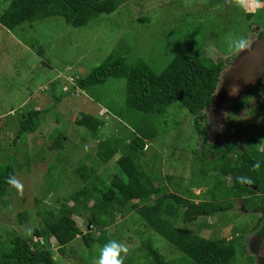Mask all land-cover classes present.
<instances>
[{"label": "rangeland", "instance_id": "obj_1", "mask_svg": "<svg viewBox=\"0 0 264 264\" xmlns=\"http://www.w3.org/2000/svg\"><path fill=\"white\" fill-rule=\"evenodd\" d=\"M8 2L0 0V12ZM250 11L255 13L251 19L247 17ZM241 40L243 47L239 46ZM117 46L130 47V59L137 54L156 72H161L180 51L224 61L218 88L230 86L232 92L224 95L228 100L224 116L218 115L219 108L217 111V107L211 106L206 110L208 125L203 126L211 139L224 144L225 130L235 126L229 122L231 108L264 77V1L126 0L116 11L102 14L82 27L67 24L61 16L22 23L13 30L0 24V163L15 165L14 179L21 185L18 189L12 184L0 200V243L9 244L16 232L30 236L33 228L41 225L45 215L42 211L58 212L75 189L96 182L100 186L101 180L108 186L113 174L119 171L118 156L105 164L97 152L101 139L117 135L129 141L134 135L127 118L141 114L127 110L125 79L110 78L86 90L71 89L75 77L87 75ZM59 95L62 99L57 103ZM217 96L224 106L223 95ZM33 109H44L39 128L34 133L20 134L14 141L20 117ZM79 112L97 115L105 120V125L93 134L75 123ZM252 113L247 109L243 116L240 113L232 118L248 121ZM194 118L177 103L165 115L158 116L160 134L150 142L142 167L157 178L164 190L198 202L209 198L207 189L221 174L211 173L207 180H202L198 173L202 166L192 158V149L195 138L198 142L202 139L196 133ZM59 134L64 135V144L62 148H53ZM245 135L243 132L242 136ZM83 165L94 169L98 176H84ZM96 193L102 198L99 191ZM21 212L27 213V220H21ZM87 213L75 215L82 229L90 221ZM136 217L130 209L119 213L115 227L110 229L120 235V244L132 251L136 263H140L145 260L143 251L137 247L136 254L133 253L140 242L135 234L143 228ZM203 219L207 225H195L199 222L196 220L189 227L214 238L229 237L238 221L233 214L230 220L222 216ZM145 230L150 234V230ZM130 234L134 235L131 241ZM152 237L167 258L180 257L185 261L181 252L158 232ZM52 245L57 251L58 244ZM247 246L249 241L241 239L235 264H244L242 252H249ZM65 248L66 255L55 257L66 264H96L102 250L100 244L88 248L78 235Z\"/></svg>", "mask_w": 264, "mask_h": 264}, {"label": "trees", "instance_id": "obj_2", "mask_svg": "<svg viewBox=\"0 0 264 264\" xmlns=\"http://www.w3.org/2000/svg\"><path fill=\"white\" fill-rule=\"evenodd\" d=\"M125 2L126 0H9L0 12V24L13 30L22 23L61 16L67 24L82 27L102 14L116 11ZM254 15L252 11L247 13L249 19ZM130 53V47L123 49L122 46H117L87 75L75 77L74 87H71L86 90L105 83L110 78L125 79L127 110L141 114L135 118H127L135 130L134 135L129 141L117 135L101 139L97 152V157L105 164L118 156L116 162L119 164V171L113 174L108 186L105 180H101L100 186L96 182L75 189L62 202L58 212L42 211L45 215L41 225L34 227L30 236L16 232L9 244L0 243V264H66L58 261L55 256L66 255L65 245L77 235L88 248L100 244L103 249L109 241L120 243V235L114 233L110 226L116 224L119 213L123 214L129 209L136 214V221L140 220L144 228L135 234V239L140 242L133 253L136 254L138 247L143 251L145 260L136 263L137 259L128 250L126 256L121 253L124 264L236 263L238 246L248 234L247 227L235 223L229 237L226 235L219 238L205 236L189 227L196 220L199 222L195 225H207L208 222L202 220L204 217L222 216L230 220V211L235 205L233 201L229 202L230 198H241L247 203L264 206L261 193L247 184H257L261 192H264V161L259 152L258 155L255 152L257 160L255 157L251 159L240 156L234 161L236 150L225 139L226 148L225 144L216 142L218 139H211L208 129L203 127L204 124L208 125L206 110L215 101L220 76L225 67L224 61L180 51L161 72H156L143 57L135 54L130 59ZM61 99L62 95L57 96L56 102L59 103ZM176 103L195 117L193 125L202 141L198 142V138H195L197 142L193 145L192 158L200 161L202 168L198 173L201 179L207 180L211 173L221 174V178L215 177L208 188L209 198L198 202L177 192L164 190L157 178L142 167V159L150 142L160 134L158 116L165 115ZM43 111L44 109H33L22 114L14 141L20 134L34 133L39 128ZM120 116L124 118L125 114L120 113ZM75 123L96 134L105 125V120L91 113L79 112ZM63 144L64 135L59 134L52 146L62 148ZM211 149L212 152L209 151ZM82 169L84 176L91 177L93 173V177L98 176L94 169H89L86 165ZM230 174L235 181L233 184L228 183L225 178ZM15 175V165L1 166L0 163V200L9 193L12 185L9 180L15 178ZM97 191L102 198L98 197ZM91 200L94 201L93 204L89 203ZM85 211L88 212L87 218L91 224L89 227L87 221L85 229H82L75 215H83ZM20 216L22 221L27 220L26 212H21ZM145 229L150 230V234ZM156 232L179 250L185 261L180 257L167 258L152 237ZM132 236L134 235H129L130 241ZM47 237L50 239L49 247L46 245ZM52 242L58 244L57 251ZM245 253L242 252V257H246Z\"/></svg>", "mask_w": 264, "mask_h": 264}, {"label": "flooded vegetation", "instance_id": "obj_3", "mask_svg": "<svg viewBox=\"0 0 264 264\" xmlns=\"http://www.w3.org/2000/svg\"><path fill=\"white\" fill-rule=\"evenodd\" d=\"M262 1L264 0H261L260 2ZM263 82L264 77L259 80V82L255 86L250 87L245 93L244 97L238 100L230 110L229 122H231V125L235 124V126L233 129L225 130V141L229 146H232L233 149L236 150L233 159L234 161L238 160L240 156H246L251 159L255 157V160H257L255 152L257 155L259 152L260 158L262 159V161H264ZM251 99L255 100L250 102ZM260 99H262V101H259ZM247 109L253 112L250 115L251 118L248 121L245 118H243L242 121H239L241 118L235 120L234 118H232L233 115H240V113H242L241 116H243V111ZM243 132L246 133L245 136H242ZM219 136H221V134ZM220 140L221 138L219 139V141ZM224 144L226 148L227 144ZM209 151L212 152V149ZM225 178L227 179L228 183H235L234 178L231 174L229 176L226 175ZM229 180L231 182H229ZM247 184H249L250 187L254 190L260 192L261 196L264 197V192H261V188L259 185L252 183ZM228 200L229 202L233 201L235 204L231 212L233 216L238 220L236 223L248 228L246 239L249 241V247L247 246L246 248L249 250V252H246V257H243L244 264H264V206H260V204H251V202L247 203L241 198H230Z\"/></svg>", "mask_w": 264, "mask_h": 264}, {"label": "clouds", "instance_id": "obj_4", "mask_svg": "<svg viewBox=\"0 0 264 264\" xmlns=\"http://www.w3.org/2000/svg\"><path fill=\"white\" fill-rule=\"evenodd\" d=\"M255 2L256 0H253V3ZM239 46L240 47L244 46V42L242 40L240 41ZM9 183L13 184L18 189L21 188V185H19V183L14 178H11L9 180ZM90 224L91 221H89V227ZM46 244H47V239H46ZM122 252L125 254V256L128 253V248L124 244L117 243L116 241H109V243L106 244L101 250L100 257L96 261V264H124V257L121 256Z\"/></svg>", "mask_w": 264, "mask_h": 264}, {"label": "water", "instance_id": "obj_5", "mask_svg": "<svg viewBox=\"0 0 264 264\" xmlns=\"http://www.w3.org/2000/svg\"><path fill=\"white\" fill-rule=\"evenodd\" d=\"M221 86H220V88H218L217 89V91H218V93H217V95L219 94L220 96H222V98H221V100L224 102V106L221 104L220 105V101H218L217 100V98H218V96L216 95V98H215V101L211 104V106H213V107H217V111H218V108H219V112H218V115L219 116H224V113H225V108H226V106H227V101H226V98L224 97V95H226V96H228L229 94H231V92H232V89H231V87L229 86V88L227 89L226 87H224L221 91ZM224 90H227V92H225L224 93ZM217 100V101H216ZM216 102V103H215ZM210 106V107H211ZM222 111H223V113H222ZM47 245L49 246L50 245V239H49V237H47Z\"/></svg>", "mask_w": 264, "mask_h": 264}]
</instances>
